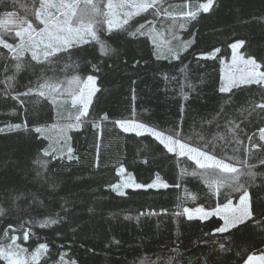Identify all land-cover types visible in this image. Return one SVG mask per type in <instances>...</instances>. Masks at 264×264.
<instances>
[{"label": "trees", "instance_id": "16d2710c", "mask_svg": "<svg viewBox=\"0 0 264 264\" xmlns=\"http://www.w3.org/2000/svg\"><path fill=\"white\" fill-rule=\"evenodd\" d=\"M206 1L164 0L163 8L178 14L196 11ZM21 4L30 5L31 0H3L0 19L7 12L23 15ZM171 23L149 10L129 21L125 26L129 31L109 33L104 26L100 38L113 50L107 55L89 38V43L58 54L50 65H37L27 53L23 57L27 66L19 73L11 68V54L0 47V57H7L9 65L6 72L5 60L0 59V128L4 129L0 132V209L4 213L0 239L5 233L21 235V225L30 228L29 239L20 241L29 251L40 243L49 245L40 264H61L60 256L66 264H245L248 256L264 255V165L259 163L264 147H253L264 145L259 139L264 111H251L255 104L264 103V86L219 91L231 43L244 40V55L264 63V0H215L210 12L200 11L195 20L178 18L170 34ZM139 24L145 25L141 31L146 34L132 36L130 31ZM153 29L173 47L193 43L180 53V60H174L165 47L153 44ZM4 39L19 42L14 33H4ZM217 48L215 57H203ZM13 75V80L6 79ZM89 75L97 78L99 91L88 116L70 131L73 155L79 159L44 157L49 140L35 128L75 123L74 119L58 118L50 98L13 97L29 88L35 93L45 82L42 77L61 83L63 91L73 76L82 80ZM60 98L67 99L64 107L75 117L78 109L69 96L65 93ZM117 120H136L168 135L178 132L185 142L227 163L247 159L256 165L257 177L248 187L252 219L227 233L214 232L223 225L220 217L188 220L184 208L213 210L228 199L237 201L242 193L222 187L217 195L200 175H192L199 173L192 160L169 153L148 134L124 132ZM14 124L21 128L9 131ZM39 160L48 161L47 171ZM121 166L126 169L123 174ZM124 175L144 185L157 182L159 176L168 187L132 186L120 195L112 185L120 184ZM49 219L60 222L40 227ZM0 264L7 263L0 259Z\"/></svg>", "mask_w": 264, "mask_h": 264}, {"label": "snow or ice", "instance_id": "6c2138e0", "mask_svg": "<svg viewBox=\"0 0 264 264\" xmlns=\"http://www.w3.org/2000/svg\"><path fill=\"white\" fill-rule=\"evenodd\" d=\"M164 0H31V4H21L23 15L16 12H7L3 19H0V29L4 32L0 33V47L6 49L11 54V60L14 63L11 68L15 73H19L27 65L23 61V57L30 53L31 61L37 65H50L54 62L53 58L60 53H68L70 49L77 47L80 44L89 43L90 40H95L101 51L107 55L113 51L103 40H101L99 32L104 29L111 33L114 29H122L129 31L125 26L129 25V21L142 13H147L153 10L154 15H161L173 21L169 24L168 31L171 34L173 29L177 27L175 21L178 18L195 20L198 13H208L214 6V0H207L198 6L196 11H181L178 14L169 12L163 8ZM3 3V0H0ZM103 4V7L101 5ZM186 6V5H185ZM31 17V18H30ZM33 20L37 23L34 25ZM150 23V22H149ZM179 28L183 29L185 25L180 23ZM144 24H139L135 31H130L132 36L145 35L141 31L144 29ZM4 33H14L16 38H19L18 43H9L4 39ZM152 42L157 48L165 47L168 55L174 60H180V53L187 51L193 43L192 40L181 42L177 47L171 46L170 41L163 40V34L155 32L153 29ZM172 39L179 40V37L173 35ZM244 40H236L229 47L232 49L231 64L232 68L225 74V82L219 88L221 93H230L233 88L241 85H259L264 86V63L258 62L254 56L240 54V49L245 45ZM178 49V50H177ZM220 50L214 49L215 52ZM213 53V54H214ZM213 54H209L210 58ZM159 59V53L157 54ZM167 58V57H165ZM5 60V71L9 70L7 57H0ZM8 81L14 79L13 76L6 78ZM44 83L38 85L37 90L33 91L29 88L23 93H19L13 99H19L20 96H32L50 98L53 103H56L57 94L64 95L65 93L71 98L73 107L79 105L78 114L75 117H68L69 120L75 123H68L64 128L60 129L62 134L66 135L67 130L79 128L82 123V117L89 114V106L92 101V96L99 91L96 85V77L89 75L86 81H82L79 76H73L68 81L69 87L63 89L61 83L48 82L51 78H45ZM81 84L83 87H81ZM23 103V101H21ZM260 109L264 111V103L255 104L251 111ZM104 120H107V115H104ZM115 123L124 132H135L138 136H143L145 133L154 137L169 153H177L179 156H187L195 162L200 170L199 173L193 172L192 175H200L204 179V183L212 189L217 195L222 187H228L233 192H241L239 203L234 206L231 199L227 203L218 205L213 210H206L204 207L195 209L184 208L183 212L187 215L188 220L198 218L206 220L212 216H220L223 219V225L216 228V233H227L231 229L245 225L253 217V212L250 205V192L248 187L255 181L257 173L253 170L256 165L248 163V160H238L237 164L227 163L224 159L218 158L216 155L210 154L209 151L203 150L201 147H194L192 144L185 142L180 138L179 133L175 135H166L164 132L157 130L149 125L128 120H117ZM55 128L56 126L53 125ZM95 127L100 128V124ZM20 124L9 125L8 130H18ZM235 129L239 130L240 126L235 125ZM4 129L0 128V132ZM45 129L36 127L35 132L42 133ZM259 139L264 141V127L259 128ZM251 141L252 137L249 136ZM206 146V145H205ZM254 148L264 147V145L254 144ZM53 151L43 150L44 157H53L54 159L66 158L68 161L78 160L77 156L73 155V149L68 148L67 154L63 157H56ZM229 159H234L230 157ZM40 167L47 171V160H39ZM264 165V159L259 161ZM126 169L121 166L119 172L123 174ZM42 175L41 172L37 173ZM243 178V179H242ZM136 187V188H167L166 183L160 182L157 176V182L151 184H131L126 182L123 185H112L113 190L118 194L124 195L120 191L121 187ZM179 187V185H177ZM18 198V197H17ZM192 199H195L193 196ZM3 209H0V215H3ZM180 213H177L179 215ZM60 221L57 219H49L45 223L40 224V227H47L52 224H57ZM12 229V225L8 226ZM21 235L4 234V239H0V259L7 261V264H40L42 257L48 254L49 245L40 243L34 251L28 253V249L21 246L17 241H27L31 234V229H24L21 225ZM15 231V229H12ZM10 241V242H9ZM219 247L223 249L225 245L220 243ZM61 264H66L64 257L60 256ZM47 264V261L45 262ZM75 264V262H72ZM171 264V261H169ZM247 264H264V255L248 256Z\"/></svg>", "mask_w": 264, "mask_h": 264}, {"label": "rangeland", "instance_id": "374dc122", "mask_svg": "<svg viewBox=\"0 0 264 264\" xmlns=\"http://www.w3.org/2000/svg\"><path fill=\"white\" fill-rule=\"evenodd\" d=\"M215 1V0H214ZM207 2V1H206ZM101 7H103V4L101 5ZM105 28H106V25H105ZM155 30V29H154ZM155 32H157L155 30ZM173 32H174V29H173ZM172 32V33H173ZM153 33V30L151 31V34ZM151 36V39H152V35ZM240 51V54L244 55V53L242 52V48L239 50ZM214 53V52H213ZM211 53V54H213ZM218 52H215L210 58H213L215 57V55L217 54ZM245 56V55H244ZM204 58L206 57H209V55H204L203 56ZM231 57H232V49H231V56L230 58H228L227 60L224 61V65H223V83L225 82V74L233 67L232 64H231ZM247 57V56H245ZM82 81H86V78H83ZM97 88V79H96V85H95ZM81 87H83V85L81 84ZM96 95V92L94 93V95L92 96V101L94 99ZM61 96V95H60ZM57 98V102L55 103V107H56V114H57V117L58 118H68L70 116H72V112L73 111H67L68 109H66L64 107V104H67V99H64V98ZM66 98V97H65ZM70 98V97H69ZM71 99V98H70ZM91 101V103H92ZM91 105V104H90ZM77 109H79V105L76 106ZM90 107V106H89ZM78 114V111L76 112ZM65 120V119H64ZM128 121H135V122H138L136 120H128ZM140 123V122H138ZM53 125H55L56 127L54 128ZM53 125H50L48 127H43L45 129L44 132H42V135L44 137H46L48 140H49V148H48V151H53V149L55 150L54 151V154L59 156V157H63L67 154V150L68 148H71V139H70V131L72 129H69L67 130L66 132V135L65 134H62L60 129L64 128V126L66 125L65 123H55ZM127 133H135V132H127ZM147 134V133H145ZM168 135V134H166ZM195 147V146H194ZM177 154V153H175ZM178 155V154H177ZM179 156V155H178ZM187 157V156H185ZM189 158V157H187ZM190 159V158H189ZM191 160V159H190ZM193 161V160H192ZM194 162V161H193ZM195 163V162H194ZM198 167V166H197ZM197 171L198 172H201L202 170H200L199 168H197ZM126 182L128 183H131V184H136V181L135 179L132 177V176H129V175H124L123 179H122V182L120 183L121 185L125 184ZM118 184V185H120ZM128 188V187H121L120 191L124 192V190ZM232 203L234 206H237L238 203H239V199L237 201H233L232 200ZM198 207H202V206H198ZM197 207H193V208H189V209H195ZM207 210V209H206ZM186 215V214H185ZM187 216V215H186ZM213 217V216H212ZM216 217H220V216H216ZM211 218V217H209ZM208 218V219H209ZM221 218V217H220ZM194 219H198V218H194ZM222 219V218H221ZM207 220V219H206ZM223 220V219H222ZM17 243L21 244L22 247L24 248H27L28 249V253H31L32 251H29V248L27 246H25L23 243H21L20 241H17ZM34 251V250H33ZM252 256H261V255H252ZM7 263V261H6ZM245 264H247V261L245 262Z\"/></svg>", "mask_w": 264, "mask_h": 264}]
</instances>
